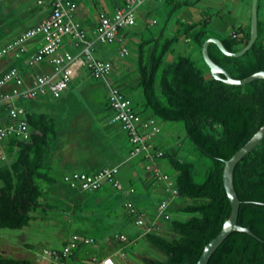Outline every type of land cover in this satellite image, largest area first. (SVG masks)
I'll return each instance as SVG.
<instances>
[{
	"label": "trees",
	"instance_id": "1",
	"mask_svg": "<svg viewBox=\"0 0 264 264\" xmlns=\"http://www.w3.org/2000/svg\"><path fill=\"white\" fill-rule=\"evenodd\" d=\"M110 2L112 13L124 5V0ZM164 3L173 9L181 6L175 0H164ZM37 6L40 11L42 7L46 12L48 10V5ZM179 24L183 33L199 48L211 35L206 19L196 24ZM248 39L249 30L242 36L233 33L220 38V41L228 51L236 52L246 45ZM176 41L175 36H164L162 31L154 37L140 39L135 52L137 84L143 94L144 107L151 111L152 116L163 122L182 121L195 150L208 157L212 165L203 181L197 183L192 163L182 160L173 149L161 150L160 159H166L176 172L177 197L190 200L189 204L179 208L186 217L169 219L164 214L167 223L162 225L169 231L167 236L152 231L142 235L135 232L134 239H130L122 231L110 238L105 247L95 245L97 241L94 239L93 245L98 248L94 254L123 250L126 243L119 237L124 235L132 250L134 241L142 237L163 256L145 257L143 264H196L204 246L218 235L230 215V204L222 181L224 162L264 124V79H255L244 85H228L212 76L207 78L186 56L167 59ZM207 52L210 59L234 79L264 71V23L257 20L256 40L241 56H226L214 43L208 44ZM17 68L26 69L22 65H17ZM105 102L109 111L108 98ZM24 110V120L30 131L28 139L11 136L0 142L1 147L7 148V154L4 153L0 160V229H21L35 219L32 213L39 208L43 212L52 209V206L42 204L45 192L38 182H54L46 171V160L56 139L55 119L44 112ZM0 119L7 121L3 107ZM232 182L240 202L237 224L248 227L255 237L244 232H231L212 253L207 264H264V139L236 163ZM114 189L122 190V186ZM138 214L137 209L133 212L128 209L123 218L131 222V216L135 215L136 219ZM85 248L81 246L73 250L65 264H84ZM0 264L28 262L0 256Z\"/></svg>",
	"mask_w": 264,
	"mask_h": 264
},
{
	"label": "rangeland",
	"instance_id": "2",
	"mask_svg": "<svg viewBox=\"0 0 264 264\" xmlns=\"http://www.w3.org/2000/svg\"><path fill=\"white\" fill-rule=\"evenodd\" d=\"M227 1V8H230L232 1ZM74 2L81 13L83 10L85 11V14L80 15L79 18L84 31H86L85 26L94 28L98 12H111L112 14L110 0H74ZM191 2L194 3L195 0L189 3ZM36 3L37 0H0V49L47 15H44L45 8L42 7L40 11ZM262 3L264 0H259V6ZM156 5L158 4L150 5L148 0L138 5L134 11V23L125 26V31H136L144 36L151 34L156 36L162 31L164 36H175L177 41L173 44L172 53L167 55V59H173L178 55L186 56L203 72L204 76L209 78L211 74L202 59L201 48L190 39V41H186L188 37L183 33V28L180 25L176 29L177 20L183 25L187 24V20L178 18V9L172 10V6L162 5L159 9L162 10V15L157 16L158 23L152 24L151 17L155 15L146 14V12L149 7L156 9ZM214 6L217 7V5H213V8L209 10L210 13L214 12ZM159 10L158 13H160ZM207 14L206 12L205 15ZM142 15L146 16L145 21L142 20ZM196 22L193 20L191 23L196 24ZM212 32L213 30L209 27L208 33ZM92 34L88 33L92 37L91 40L95 38ZM123 44L127 50L124 58L131 63L128 66L129 71L126 76H120L116 73L117 71L113 70L114 72L112 71L107 76V80L112 86L119 87L122 94L129 98L134 111L142 116L147 113L151 114V111L144 107L143 94L137 84L138 74L134 60L136 44L132 41H126ZM113 49V44H103L98 41L92 46L95 57L111 61L114 55L110 54L106 57L101 54V51L109 50L111 52ZM80 50L81 47L76 52ZM71 52L73 53L72 50ZM112 53L114 52L112 51ZM29 54L19 59L11 56L0 58V73L6 71L10 66H25V58ZM82 57L84 58V56ZM29 71L34 74L38 69L30 68ZM114 74L117 79L113 77ZM106 96L109 97V91L104 80L91 76L89 72L81 68L72 78L69 90L64 92L62 97L41 96L37 99L18 101V105L28 111L44 112L55 119L56 139L53 150L46 160V171L49 176L54 178V182L52 184L38 182L40 188L45 192L41 198L42 204L50 205L52 209L43 212L39 208L37 212L32 213L35 219L21 229H0V256L25 259L28 264H38L37 257L43 249L60 248L62 240L72 234L89 236L97 241L95 245L105 247L110 238L122 231L126 232L130 239H134L135 232L142 235L143 232L152 231L167 236L169 231L162 225L167 223L163 215H168L169 219L179 220L186 217V214L182 213L179 208L189 204L190 200L176 197L170 201L164 213L157 218L154 229L144 230L143 226L135 225V215L131 216L133 219L131 222L123 218L124 213L128 211L126 203L130 202L134 209L144 214L145 225L151 227L158 213V204L168 197L163 184L155 179L153 182L150 180L147 190L144 188L145 181L138 176V172L140 173L142 168L133 163L140 156L134 157L131 162L127 161L118 165L115 178L120 182L122 190H115L108 181L104 182L96 191L71 188L64 182L63 176L67 173L75 171L91 174L100 167L119 163L118 159L113 161V155L112 159L110 157L113 150L115 151L116 142H113V139H110L106 133L108 128L106 129L104 124L105 126L109 125L103 124L109 113L105 102ZM154 120L160 127L159 133L153 138L154 149L175 150L182 160L194 165L195 182H202L212 162L208 157L195 150L185 133L183 122H163L155 117ZM112 126H118V124ZM118 135L122 138L123 154H125V148L129 150L130 144L123 132L119 131ZM6 150V147L0 148V160L4 153L7 154ZM152 152H154L153 149ZM123 154L122 156H124ZM70 159H73L76 164H69L68 160ZM156 164L162 172L174 180L176 172L169 166L166 159H157ZM130 189H133L134 192H131ZM74 205L77 207L74 208ZM125 243L123 250H120L117 256L113 255L116 264H143L142 259L145 257H163L142 237L134 241L133 250L130 248V242L126 241ZM95 245L87 246L84 249L86 259L95 253L92 252ZM47 263L50 262L45 260L42 264Z\"/></svg>",
	"mask_w": 264,
	"mask_h": 264
},
{
	"label": "built area",
	"instance_id": "3",
	"mask_svg": "<svg viewBox=\"0 0 264 264\" xmlns=\"http://www.w3.org/2000/svg\"><path fill=\"white\" fill-rule=\"evenodd\" d=\"M143 0H124V5L114 10L111 15L104 12L97 13L94 26V40L110 44L117 40L119 31L127 25L134 23V10ZM38 5H48L47 15L37 24L27 28L13 40L0 49V58L14 57L19 59L27 54V44L34 38L41 37L42 43L36 51L25 58L26 69L11 67L0 75V110H5L6 120L0 119V142L16 136L28 139L29 127L24 120L25 110L18 105V101L37 99L41 96L58 98L69 88L72 78L84 68L95 78H102L109 91V107L112 111L111 123L120 124L130 144L129 159L140 156L143 170L153 179L163 184L168 197L162 200L157 207L156 218L166 210L170 201L177 197L178 192L174 180L162 172L156 160L162 156L161 150L152 152L150 137L157 134L160 129L154 120L142 121L133 110L131 102L117 86H112L107 76L112 70V62L94 57L92 45L80 23L74 19L76 4L72 0H37ZM155 22V21H153ZM73 38L74 45L81 47L76 56L63 47L64 39ZM120 56L127 54L122 48ZM84 56V58L82 57ZM30 68L38 69L31 74ZM148 129V132H142ZM118 166L105 167L97 172L88 174L84 172H70L63 176L64 182L71 188L84 191L98 189L102 183L108 181L116 189H120L119 182L115 179ZM126 207L134 211L132 204L127 202ZM135 225L143 226L144 230L152 228L145 225L144 214L139 212ZM120 240L126 242V237L121 235ZM94 239L89 236L72 234L65 239L60 248H45L37 257V263L45 260L55 264H65L73 250L79 247L93 245ZM119 252V251H118ZM84 264H116L109 254H92L84 259Z\"/></svg>",
	"mask_w": 264,
	"mask_h": 264
},
{
	"label": "crops",
	"instance_id": "4",
	"mask_svg": "<svg viewBox=\"0 0 264 264\" xmlns=\"http://www.w3.org/2000/svg\"><path fill=\"white\" fill-rule=\"evenodd\" d=\"M144 1H146V0H143L141 2V4ZM148 1H149L150 5L152 3L158 4V5H156V7H157L156 9H153V8L149 7L148 10H147L148 12H146V14L152 13V14L155 15V16L152 15L151 23L152 24H156V23H158L157 16L159 14L162 15L161 14L162 10H159L160 7L162 5H166V4L164 3V0H148ZM175 1L181 4V6L179 8H177L178 12H179V13L177 12L178 13L177 14L178 18L187 20V24H192L191 22L193 20L197 21L196 23H200L201 21H203L205 19L208 20L210 29L213 30V32L211 33L210 37H216V38L220 39V38L232 35L233 33H237L239 36H242L248 30H250L251 3H252V0H229V1H232L231 2L232 6H230V8H227V5H228L227 4L228 3L227 0H195L194 3L193 2L189 3L192 0H175ZM213 5H217V7L214 6V12L210 13L209 10L213 8L212 7ZM182 7H184V8H182ZM158 10L160 11V13L157 12ZM172 10H175V9H172ZM256 11H257V20H259V22L263 24L264 23V3H262L259 6V0H257ZM206 12L208 13L207 15H205ZM47 13H48V10H47V12H45L44 15H46ZM82 14L84 15L85 11L83 10L82 13H81L78 10V8H77L76 11H75L74 19L76 21H78L79 23H80L79 18H80V15H82ZM139 18L141 20V16L140 15H139ZM145 18H146V16L144 17V15H142V20L143 21H145L147 19V18L146 19ZM134 19H135V16H134ZM41 20L42 19H40L38 22H40ZM153 21H155V22H153ZM176 23H177V27H176V29H177L178 26L180 25L179 24V20H177ZM92 28H91V26H85L84 27V29L86 30L85 33H86V37H87L88 40H91V38H92L91 36L88 35L89 32H90V34L93 33ZM92 35H94V33ZM144 37L145 38L154 37V35L151 34L150 36H144V35H140L136 31H131V30L130 31L129 30L125 31V29L122 28L119 31L117 40L114 41L113 43H110V44L114 45V49L112 50L114 53H112V51L111 52L109 51L111 49L102 50L101 51V54H104V56H106V57H107V55L110 56V54H113L114 57L111 58L112 61L111 60H107L106 58L104 59V58H100V57H97V56L96 57L94 56V57L97 58V59H100V60H107V61L112 62V70H111V72L113 70H115V71H117L116 73L119 74L120 76H126L127 72L129 71L128 66L131 63H129V61L125 60V58H124L125 55L124 56H120V53H119L120 50L122 48H126L123 43H125L126 41H132L133 43L137 44L140 41V39L144 38ZM91 41L93 42V45H94L95 42H97L94 39L91 40ZM186 41H190V40L186 39ZM41 43H42L41 37H37V38H34L31 41H29V43L27 44V54L28 53H30V54L34 53L36 51V48ZM73 43H74V39L73 38H71V39L66 38V39H64L63 47L67 51H69L72 55L76 56L79 51L76 52L78 47H76ZM103 44H105V43H103ZM71 50L73 51V53L71 52ZM134 60H135V57H134ZM115 75L116 74H114L113 77L115 79H117ZM205 77H207V76H205ZM68 90H69V88L66 91H68ZM66 91H64V92H66ZM64 92L61 94L60 97H62ZM105 98L107 99V96ZM127 99H129V98H127ZM136 113L140 116V119L142 121H148L149 119L154 120V117L152 116V114L147 113L144 116H142L138 112H136ZM111 114H112V111L110 112V110H109V113L107 114V120H105L103 122V124L107 123L109 125V126H105V124H104V127L106 129L108 128L106 130V133H107V135H108V137L110 139L111 138L113 139L112 140L113 142H116L115 151L112 149L113 152L110 155V157L112 159V155L114 156L113 161L118 159L119 163L112 165V166H118V165L123 164L124 162H127V161L131 162L134 158L129 159V150L130 149L127 150L128 148H125L126 149L125 150V154H123L124 153V147H122V144H123L122 143V138L120 137V135H118V133H119V131H121V132L124 133L125 136H126V134L123 131V129L121 128L120 124L111 123L110 122L109 119L111 117ZM154 122L156 124L155 120H154ZM113 124H118V126H112ZM159 129H160V127H159ZM142 132L147 133L148 129H143ZM155 136H156V134L152 135L150 137V144L152 145V147L155 146L153 144V138ZM122 154L124 156H122ZM141 158L142 157H139L138 159L134 160L133 163H135V165L138 164V165L141 166L142 170H140L141 171L140 173L138 172V176H139V178H141V180L143 179L145 181V183H143V184H144V188L147 190V186L149 185L150 180L153 182L154 179L148 173H146L145 171L143 172ZM68 161L70 162L69 164H76V162L73 159H70ZM68 161H66V162L68 163ZM104 167H111V166H103V167H100V168H104ZM100 168H98V169H100ZM64 241L65 240H62L61 244H63ZM92 251L96 252V251H98V248L94 249ZM117 253H118V249H114V250H112V252L109 251L107 254H109V255H111L113 257V255H116ZM47 264H54V263L50 262V263H47Z\"/></svg>",
	"mask_w": 264,
	"mask_h": 264
},
{
	"label": "water",
	"instance_id": "5",
	"mask_svg": "<svg viewBox=\"0 0 264 264\" xmlns=\"http://www.w3.org/2000/svg\"><path fill=\"white\" fill-rule=\"evenodd\" d=\"M257 0H252L251 3V18H250V30L249 39L244 47L236 52L228 51L220 39L216 37H208L205 39L201 46V56L205 64L208 66L211 76L218 81L224 82L228 85H244L255 79H264V71H258L243 79L232 78L222 67L215 64L209 57L207 52V46L209 43H214L218 49L226 56L239 57L244 54L254 43L257 37ZM264 139V124L258 129V131L240 148L238 149L228 160L224 162L222 171V181L225 189V193L230 204V215L223 223L221 231L211 239L203 248L201 255L199 256L196 264H207L212 253L223 242V240L233 231L244 232L248 235L254 236V233L248 228L237 224L239 199L233 187V170L237 162H239L247 153H249L257 144Z\"/></svg>",
	"mask_w": 264,
	"mask_h": 264
},
{
	"label": "clouds",
	"instance_id": "6",
	"mask_svg": "<svg viewBox=\"0 0 264 264\" xmlns=\"http://www.w3.org/2000/svg\"><path fill=\"white\" fill-rule=\"evenodd\" d=\"M77 6V5H76ZM99 13V12H98Z\"/></svg>",
	"mask_w": 264,
	"mask_h": 264
}]
</instances>
